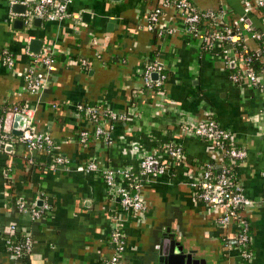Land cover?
Returning a JSON list of instances; mask_svg holds the SVG:
<instances>
[{
	"label": "crops",
	"instance_id": "1",
	"mask_svg": "<svg viewBox=\"0 0 264 264\" xmlns=\"http://www.w3.org/2000/svg\"><path fill=\"white\" fill-rule=\"evenodd\" d=\"M19 1L0 0V118L9 107H25L52 144L33 151L31 163L21 144L0 151V264H102L112 253L113 231L124 242L117 264H157L164 235H173L206 264H264V77L259 85L231 77L246 67L234 44L216 40L206 47L183 34L185 22L173 4L161 7L157 29L148 31L147 13L163 0H63L68 17L30 21L17 29L13 19L21 18L24 8L14 12L12 5H23ZM191 1L200 12L211 13L206 22L237 23L242 49L257 52L264 64L261 10L246 12L243 0ZM169 27L176 33L165 31ZM33 38L40 41L36 52L29 48ZM30 54H49L56 61L55 71L34 94L24 91L17 75L29 66ZM152 62L165 74L158 88L142 80ZM157 76L151 73L150 81ZM77 103L103 113L96 123L103 134H93L95 122L76 110ZM109 111L114 118L105 114ZM209 118L245 151L243 159L228 162L232 181L254 201L239 207L227 224L220 222L223 209L201 201L192 186L196 166L225 163L212 143L194 132ZM81 129L89 134L86 147L78 142ZM173 145L183 156L171 160L165 148ZM147 154L167 163V170L152 178L142 175L139 162ZM53 155L66 164L53 163ZM88 158L96 169L77 171ZM102 170L113 173L118 187L128 184L122 172L139 181L143 209H124L106 187ZM43 204L48 208L31 219L30 208ZM241 219L249 223L247 258L235 245ZM23 235L30 238V251L13 258L7 240L19 242Z\"/></svg>",
	"mask_w": 264,
	"mask_h": 264
},
{
	"label": "built area",
	"instance_id": "2",
	"mask_svg": "<svg viewBox=\"0 0 264 264\" xmlns=\"http://www.w3.org/2000/svg\"><path fill=\"white\" fill-rule=\"evenodd\" d=\"M24 5V11L21 13V18L24 24H28L33 18H39L46 21H60L68 17L65 10V2L63 0H35L34 3H29L28 0L19 1ZM173 4L177 10L178 15L184 20L185 28L183 34L198 39L203 46H208L214 41H225L230 44H238L241 41V28L236 23L234 26H227L221 20L212 23L213 29L208 32L203 28L202 21L211 13H202L191 0H163L159 5L154 6L146 16L144 28L148 31L157 27L158 17L161 13L163 5ZM244 9L246 12L252 10H261L264 14V0H243ZM74 20L78 19L76 14L71 15ZM243 21V20H242ZM244 29H250L248 24H244ZM157 29V28H156ZM169 34L176 33V29L169 27L165 29ZM254 38H260L258 33H253ZM264 51V47H263ZM238 52V51H237ZM246 52V53H245ZM244 53V54H243ZM252 54L243 50L239 53V57L244 61L246 67L243 71L233 74L231 77L235 81L247 80L251 84L259 85L260 76L264 77V67L256 73L253 69L249 68L248 63L252 61ZM3 60L7 66L12 64L11 57L4 53ZM79 65H86L85 59H77ZM40 69L41 76L36 77L34 73ZM56 61L54 56L49 54H30L29 66L22 71H18L17 75L24 80V91L28 94H34L41 91L44 86L46 78L55 71ZM156 72L158 74L155 81H150V74ZM165 74L162 71V66L156 62L148 63L145 65L142 80L147 86L160 87ZM52 106H55L53 104ZM76 110L83 111L87 117L97 123V118L100 112L95 106L84 105L77 103ZM21 114L24 116V121L19 135H13L5 130L4 119L6 114ZM109 118H114L115 114L111 111L105 113ZM194 132L200 138L208 140L217 149L219 154L223 157H228L232 160H240L245 157V151L231 144L229 132L220 127L218 123L212 119H205L196 125ZM95 136L103 134V130L99 125H95ZM89 134L86 130L78 131V142L83 146H88ZM15 144H21L27 154V163H31V153L33 151H46L52 144V139L47 132L38 131L33 123V118L30 111L25 107L12 106L4 111L3 116L0 118V151L4 148L12 150ZM165 155H168L171 160L183 156V150L180 146H169L165 148ZM155 155H144L139 162L140 173L147 178H152L156 175L162 174L167 170V163H157ZM52 162L55 164H66V160L59 155H53ZM155 166V167H154ZM77 171H92L96 169V163L93 158L86 159L81 165L75 168ZM124 178L128 180V184L123 187L115 186L113 182V173L109 170H102L106 187L112 189L113 196L118 197L120 205L127 210H140L143 209L139 187V181L132 179L127 172H122ZM264 181V169L261 172ZM192 186L196 190L197 197L212 206H218L223 209V214L220 217V222L223 224L229 221L236 215L239 207L248 206L254 201L250 199L245 193L241 185L237 182L231 181V166L222 163L216 170L213 169L212 164L203 163L196 166L195 177ZM21 206V205H20ZM48 206L43 204L40 208H30L31 219H37L41 216L42 211L47 209ZM240 230L235 237V245L241 249V255L247 258L250 254L248 249L249 244V223L245 219L240 221ZM9 229H15V225L10 224ZM109 241L112 244L111 255L104 259L102 264H117L120 253L123 250L124 242L117 231H113L109 235ZM31 248L30 238L23 235L19 242H10L7 240V251L11 257L17 258L29 253ZM229 264H237L231 262Z\"/></svg>",
	"mask_w": 264,
	"mask_h": 264
},
{
	"label": "water",
	"instance_id": "3",
	"mask_svg": "<svg viewBox=\"0 0 264 264\" xmlns=\"http://www.w3.org/2000/svg\"><path fill=\"white\" fill-rule=\"evenodd\" d=\"M24 6L20 4H13L12 11L22 12ZM32 23L38 24L39 18H33ZM13 23L16 24L17 29H21L24 26L22 18L13 19ZM40 41L38 39H30L29 48L33 52H36L39 48ZM153 78L155 74L151 75ZM24 121V116L21 114H6L4 119V128L6 131L13 135H19ZM157 264H206V260L199 257L195 251L187 250L184 245L173 235H164L158 246Z\"/></svg>",
	"mask_w": 264,
	"mask_h": 264
},
{
	"label": "trees",
	"instance_id": "4",
	"mask_svg": "<svg viewBox=\"0 0 264 264\" xmlns=\"http://www.w3.org/2000/svg\"><path fill=\"white\" fill-rule=\"evenodd\" d=\"M204 21H205V19H203V21H202L203 27L206 26L207 31L211 32V31L208 30V27L209 26H213L212 23H214V21L213 20H212L213 22L212 21L211 22H206L205 21V23H204L205 25L203 24ZM234 46H235V50H237L239 53L242 51L241 42L238 43V44H234ZM249 53L252 54L253 56H252V61L250 63H248V66H249V68L253 69L256 73H259L258 70H260L262 67H264V64L259 60L260 57H259L257 52H253V53L249 52ZM229 159L230 158H228V157H224V161H225L226 164H229V162H228ZM212 167H213L214 170H216V167L214 165H212ZM231 181H232V176H231Z\"/></svg>",
	"mask_w": 264,
	"mask_h": 264
}]
</instances>
